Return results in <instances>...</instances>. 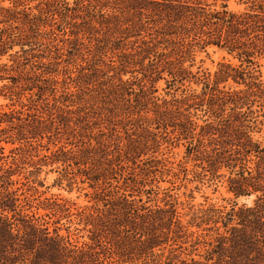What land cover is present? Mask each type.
<instances>
[{
	"label": "trees",
	"instance_id": "obj_1",
	"mask_svg": "<svg viewBox=\"0 0 264 264\" xmlns=\"http://www.w3.org/2000/svg\"><path fill=\"white\" fill-rule=\"evenodd\" d=\"M260 62L264 0H0V264H264Z\"/></svg>",
	"mask_w": 264,
	"mask_h": 264
},
{
	"label": "rangeland",
	"instance_id": "obj_2",
	"mask_svg": "<svg viewBox=\"0 0 264 264\" xmlns=\"http://www.w3.org/2000/svg\"><path fill=\"white\" fill-rule=\"evenodd\" d=\"M68 2H73L74 0H67ZM3 6H9L8 1H4L2 3ZM230 8L235 12H239L242 10L241 7L236 6L235 4H231ZM197 62L199 67L202 70H208L213 73L216 70L217 64L221 62H230L233 65H238L239 63L234 60L232 57L226 55L224 52L216 49V48H208L205 53H200L197 55ZM260 71L264 78V62H260ZM1 86V84H0ZM159 94L163 95L164 92L162 91L163 83L159 85ZM8 101L5 100L0 95V112L6 110V106ZM261 136H264V128ZM260 136V137H261ZM262 138V137H261ZM183 147L179 146L176 149L172 150L170 154L171 159H175L176 161L180 160L183 156ZM56 173H48L47 175L41 174L40 180L44 181V187L39 188V192L42 193L44 197H58L60 199L71 200L76 203L77 206H84L86 205V198L84 197V192L78 191L74 188L71 192L68 191V187L66 183H63L60 187L55 184V180L57 178ZM164 185L163 187H165ZM194 204L203 203L205 200L210 204L216 205H228L231 204L233 200L232 195L226 192L224 184H218L217 187L210 186V187H201V189L197 192H194ZM182 201H186V198H182ZM253 201V197L249 199H242L238 201L241 204H251ZM61 233L65 234V231L62 230ZM186 253V252H185ZM184 257V256H182Z\"/></svg>",
	"mask_w": 264,
	"mask_h": 264
}]
</instances>
